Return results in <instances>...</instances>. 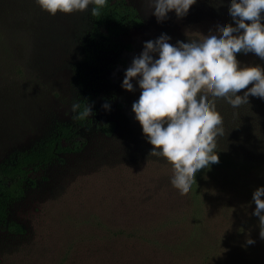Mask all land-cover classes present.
I'll use <instances>...</instances> for the list:
<instances>
[{"label": "rangeland", "instance_id": "374dc122", "mask_svg": "<svg viewBox=\"0 0 264 264\" xmlns=\"http://www.w3.org/2000/svg\"><path fill=\"white\" fill-rule=\"evenodd\" d=\"M124 1L140 24L119 33L116 50L89 48L95 63L85 64L90 5L83 13L57 12L42 42L45 52L27 61L25 80L0 88V164L72 122L78 70L88 76L95 113L89 127L78 129L81 150L30 169L23 194L7 203L0 264H264L259 218L252 215L264 165L240 172V182H227L211 165L181 195L171 183L173 165L149 154L153 146L135 119L138 84L133 80L134 92L121 87L144 41L162 33L173 45L203 40L225 24L219 13L225 0H197L183 18L172 11L160 23L142 0ZM107 121L109 134L98 127ZM249 237L254 244L246 245Z\"/></svg>", "mask_w": 264, "mask_h": 264}, {"label": "clouds", "instance_id": "9594fccd", "mask_svg": "<svg viewBox=\"0 0 264 264\" xmlns=\"http://www.w3.org/2000/svg\"><path fill=\"white\" fill-rule=\"evenodd\" d=\"M197 0H142L146 13L158 23L174 11L183 18ZM42 10L83 13L99 16L107 0H36ZM228 13L234 23L217 24L203 40L177 41L162 33L143 42L142 51L125 70L121 87L141 92L132 103L135 119L153 146L150 155L165 157L173 165V186L187 194L197 172L219 162L217 138L224 135L223 119L217 111V99L233 108L249 104V96L264 99V67L241 64L237 54L253 53L264 60V0H230ZM251 85V87H249ZM242 90L243 95H239ZM81 105L73 102L72 112ZM102 107L110 110L105 102ZM93 104L84 106L77 118L94 115ZM196 181V180H195ZM259 218L260 238L264 239V186L252 194ZM250 237L246 245L254 244Z\"/></svg>", "mask_w": 264, "mask_h": 264}, {"label": "trees", "instance_id": "16d2710c", "mask_svg": "<svg viewBox=\"0 0 264 264\" xmlns=\"http://www.w3.org/2000/svg\"><path fill=\"white\" fill-rule=\"evenodd\" d=\"M229 6L230 0H225L219 13L225 18V23H234L228 13ZM92 7L90 5L91 26L86 37L88 47L82 56L87 65L95 63L89 48L114 51L119 47V33L126 27L140 24L136 10L124 0H107L99 16L90 14ZM54 17L42 10L36 0H0V88L8 87L16 79L20 82L25 80L28 59L45 52L42 42ZM238 54L237 60L241 64L264 67V60L253 53ZM75 83L80 89L77 102L81 107L73 112L72 122L59 125L36 146L17 151L7 162L0 164V222L5 219L7 203L23 194L30 169L51 162L60 153L78 152L83 147L84 139L79 136L78 129L89 127L91 118L79 119L77 116L88 102L94 106V97L88 76L82 70L77 71ZM243 91L238 94L243 95ZM216 107L223 119L224 135L217 138L219 162L212 166L224 174L227 182L233 179L240 182L235 178L240 172H249L264 165V99L249 96V104L233 108L220 98ZM112 125L107 121L98 127L109 134ZM257 184L264 186L263 182Z\"/></svg>", "mask_w": 264, "mask_h": 264}]
</instances>
